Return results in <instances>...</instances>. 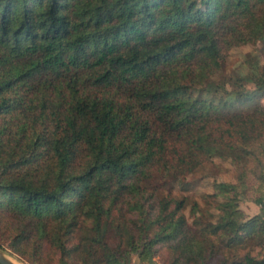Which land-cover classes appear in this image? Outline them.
I'll list each match as a JSON object with an SVG mask.
<instances>
[{
	"label": "trees",
	"instance_id": "trees-1",
	"mask_svg": "<svg viewBox=\"0 0 264 264\" xmlns=\"http://www.w3.org/2000/svg\"><path fill=\"white\" fill-rule=\"evenodd\" d=\"M261 52L264 0H0V247L264 264Z\"/></svg>",
	"mask_w": 264,
	"mask_h": 264
},
{
	"label": "rangeland",
	"instance_id": "rangeland-1",
	"mask_svg": "<svg viewBox=\"0 0 264 264\" xmlns=\"http://www.w3.org/2000/svg\"><path fill=\"white\" fill-rule=\"evenodd\" d=\"M256 49H258L256 46L254 45H245L242 47H238L236 49H233L230 52V56H229V62L225 63L224 62V54L220 53L217 56V65L220 66L224 71H229V69H231V66L233 65V63H235L239 58L241 53L245 52L247 54L249 53H253L256 51ZM262 55V62L264 63V52H261ZM261 101L264 103V97H261ZM204 186H200L198 187L197 190H202L204 189ZM196 192H190V195H194ZM242 207L248 212V213H255L257 211H259V206L252 204L250 206L247 205L246 201H242L241 203ZM7 252V251H6ZM8 255L11 257V259L17 263V264H27L26 261L20 259L19 257L10 254L9 252H7ZM130 264H146V263H141L138 261L137 256L135 254L132 255V260Z\"/></svg>",
	"mask_w": 264,
	"mask_h": 264
},
{
	"label": "water",
	"instance_id": "water-1",
	"mask_svg": "<svg viewBox=\"0 0 264 264\" xmlns=\"http://www.w3.org/2000/svg\"><path fill=\"white\" fill-rule=\"evenodd\" d=\"M0 264H17L15 263L8 253L0 247Z\"/></svg>",
	"mask_w": 264,
	"mask_h": 264
},
{
	"label": "crops",
	"instance_id": "crops-1",
	"mask_svg": "<svg viewBox=\"0 0 264 264\" xmlns=\"http://www.w3.org/2000/svg\"><path fill=\"white\" fill-rule=\"evenodd\" d=\"M251 205V203H248V206H250ZM264 210V209H263Z\"/></svg>",
	"mask_w": 264,
	"mask_h": 264
}]
</instances>
